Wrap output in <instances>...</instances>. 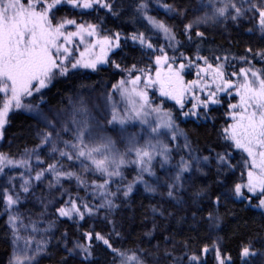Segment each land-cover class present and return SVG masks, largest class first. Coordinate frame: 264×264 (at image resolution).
Instances as JSON below:
<instances>
[{
  "label": "snow or ice",
  "instance_id": "1",
  "mask_svg": "<svg viewBox=\"0 0 264 264\" xmlns=\"http://www.w3.org/2000/svg\"><path fill=\"white\" fill-rule=\"evenodd\" d=\"M64 4L81 10V15L87 10H96V6L107 9L114 16L118 15L115 6L108 0H0V94H3L0 102V139L3 138V129L13 108L32 112L45 124V128L37 133L40 144L31 150L25 149V158L16 160L0 152V173H4L9 167L25 169V172L20 174L21 183L18 189L15 184L17 178L10 177L8 183L12 187H4L0 190V202L8 216L6 223L12 235L13 252L9 264H38L37 256L46 250V241H37L33 250L32 239H25L19 234L20 227L24 226L18 210L21 203L20 194L30 193L33 180L42 182L51 175L48 188L52 189L63 188V180L75 179L77 186L87 192L88 173L103 178V183H97L95 180L91 183L93 195L99 192L103 197L98 205L89 203L78 194L73 196L67 189L60 191L63 204L56 208V213L59 217L73 221H77V218L82 221L86 215L89 217L96 215L100 209H115L118 205L108 197L115 198L122 193L123 197L127 198L136 184H143L145 192L151 194L166 188V191L160 192L161 196L175 201L177 205L187 203L180 195L185 191V182L188 179L185 174L191 173L193 165L197 172H201L202 165L208 164L211 156L193 155L195 150L184 131L176 124L173 114L170 111H163L160 106H154L149 98L148 89L155 86H158L161 97L175 101L182 115L185 117L192 115L197 118H199L197 109L208 110L210 105L221 102L220 93L232 96V90H235L234 95L239 97V100L238 103L228 104L232 123L222 129V138L226 149L239 150L241 161L233 165L231 163L233 156L228 150L216 153L217 183L223 190L215 195L212 204L218 209L222 202L246 200L251 207L264 210V67L257 69L248 56L233 57L247 67H240L237 72L233 65V71L229 76L226 71L228 57L225 56L221 61V57L217 56L216 63H210L207 57L199 55L198 45L195 59L197 79L185 83L182 73L186 67L193 65L194 61L191 57H185L182 52L179 58L175 55L169 57L166 48H172L175 53L181 46L174 26L148 15V4L141 0L137 12L143 15L154 30L163 33L168 41L167 45L159 47L161 54L155 55V78L151 75L150 66L138 68L134 64L131 68L121 69L128 72L129 78L112 85L113 91L108 96L111 102L110 114L103 113L97 117L90 112L83 99L73 103L69 98L71 111L67 118L59 119L57 123L49 119L40 107L43 102L41 90L47 88L57 77H67L75 74L76 70L97 71L98 65L109 62V52L113 48L120 47V33H116L113 38L110 35H101L99 25L96 23L78 22L67 17L57 19L54 10H58V6ZM161 6L166 12L178 17L187 14L186 9L174 4L164 3ZM200 7L206 11L183 25V35L188 41H192V31L200 25H207L210 22L215 24L229 19L238 22L248 17V13L253 14L250 18L258 16L256 30L264 39V0H239V2L207 0L206 3L200 0ZM69 25L73 26L75 31H68ZM248 31L252 32L253 29L250 28ZM195 35L202 38L204 33L196 31ZM76 39L79 40V44L84 45L83 51H80L78 46L74 47ZM131 39L134 42L139 41L142 48L156 53L157 49L151 42L152 38L145 33H134ZM73 47L79 52L78 57L74 56ZM246 51L252 53L253 59L259 58L264 61V49L255 53L251 48ZM180 58L182 61L187 60V64L181 61L177 67V60ZM201 61L204 67L200 66ZM112 64L120 69V64L115 61H112ZM136 72L140 74L134 75ZM231 77H236V80ZM197 89L200 95L196 94ZM116 93L120 95L123 111H120L119 104L112 102ZM189 93L192 94V108L184 112L185 97ZM34 94L41 95L40 102L35 104L24 102L25 98L33 97ZM201 96H206V99H201ZM57 117H60V113H57ZM137 125H139L137 131H129L130 127L135 128ZM65 136L69 138L65 139ZM180 137L184 138L183 149L188 153L189 158L185 159L181 156L178 164L171 165L174 172H169L165 177L156 176L153 170L154 162L158 160L162 169L170 165L173 159L171 145ZM61 144L63 147H60ZM48 145L51 146L50 153H58L60 159L48 163L46 168L39 167L33 176L32 157L35 156L37 166H42L45 161L40 157V150ZM176 147L179 149V144H176ZM63 159L78 162L83 171L66 170V166L60 162ZM129 165H134L137 170L133 180L122 186L118 185L116 192L108 191L110 185L116 182L113 178H120L123 181L122 170ZM237 167H241L239 182H233L229 186L227 176L229 173H234ZM145 175L154 177L156 183H149ZM65 194L68 197L66 200H64ZM205 195H208L207 188H200L194 192L193 204ZM254 200L258 203H253ZM46 209L47 204H45ZM152 211L154 214L164 215L162 208L153 206ZM41 215L44 213L42 212ZM168 215L171 216L173 213L169 212ZM192 217L195 220L196 211H192ZM221 219L212 211L207 214V220L212 226L218 227ZM37 223L33 221L31 224L33 232L39 231ZM54 223L55 221L50 222L48 228L43 231H50ZM83 235L88 243L77 240L73 247L66 248L69 256L81 258L79 264H90L93 258V240L102 242L110 250L113 264H184L183 256L173 255L174 244L172 249L167 246L161 249L160 243L148 249H120L113 246L110 235L106 237L94 231H87ZM146 235L150 236L151 233ZM22 239L23 247L19 243ZM171 239L170 236H164L163 241L167 244ZM184 246L187 248V243ZM213 247L218 264H231V257L222 256L215 242ZM210 250L207 245L202 249L205 254ZM250 255L255 253L250 252V245H245L240 252L242 264H247L246 258ZM184 256H187L188 264H204L196 254L188 255L185 252Z\"/></svg>",
  "mask_w": 264,
  "mask_h": 264
},
{
  "label": "trees",
  "instance_id": "2",
  "mask_svg": "<svg viewBox=\"0 0 264 264\" xmlns=\"http://www.w3.org/2000/svg\"><path fill=\"white\" fill-rule=\"evenodd\" d=\"M140 2L141 0H111L118 15L114 16L111 12H107L108 16L105 18L102 15L95 16V20L92 18L91 22L99 23L100 20H103L104 28L112 30V33L115 34L120 33V47L112 54L111 60L105 67L99 68L97 71L76 70L75 74L56 78L47 88L42 90L43 102H41L40 107L49 119L58 123L59 119L67 118L71 111L69 98L73 103L83 99L90 112L97 117L103 113L110 114L111 102L108 96L112 93V85L118 83L122 79L123 73L126 72L121 71V69L131 68L134 64L138 68H148L145 65L149 66L150 61L144 60L147 58V50L140 46L139 41L134 42L131 39L134 33L146 32L140 17L141 14L137 12V6ZM204 2L206 3L207 0ZM165 3L174 4L187 10L186 16L174 20L176 26L174 29L177 39L181 41V46L175 53L173 49L168 48L171 49L167 52L169 57L175 55L179 58L181 52L185 57H196L197 46L199 45V55L207 57L209 62L216 59L217 56L221 59L227 56L228 60H232L233 57L248 56L257 69L264 67V61L259 58L253 59L252 53L246 51L251 48L252 52L255 53L264 49V39L256 30L258 16L250 18L253 17V14L248 13V17L238 22L229 19L221 20L215 24L210 22L207 25H200L193 29V39L188 41L187 37L183 35V25L195 16L202 15L206 9L200 7V0H166ZM148 9L150 10L149 6ZM89 15V13L85 14L88 17ZM250 28L253 29L252 32L248 31ZM196 31L203 32L204 36L202 38L196 37ZM152 39H156L153 41V45L159 49L158 37ZM112 61L120 64V69L116 68ZM181 61L182 58L177 60L179 63ZM178 65L176 64V66ZM190 71L196 70L190 67ZM40 101L41 95L35 94L27 102L35 104ZM224 108L225 104H220L219 107L209 106L203 118L199 120L185 117L182 112L178 114L174 111L171 112L176 124L184 131L195 150L193 155L211 156L210 162L202 165L201 172H197L195 165H193L191 173L185 174L188 179L185 182V191L180 195L187 202L186 204L177 205L175 201L169 200L166 196H161L160 192L166 191V188L151 194L145 192L143 184H136L127 198L123 197L122 193L115 198L108 197L118 205L115 209H100L96 215L91 217L86 215L82 221L59 219L49 246L53 252L38 256V264H79L81 258L69 256L66 248L73 247L77 240L88 243L83 235L87 231L100 232L106 237L110 235L113 246L120 249H148L157 243H160L161 249L166 246L172 249L174 244L173 255L183 256L184 264H188L187 256H184L185 252L188 255H198L204 264H216L212 256L214 242L221 250L222 256L231 257V264H242L240 252L245 245H250V248L255 250L256 259L253 264H264V251H262L264 248V210L251 207L246 200L243 202L239 200L222 202L218 209L212 204L215 195L223 190L222 186L217 183L216 153H223L228 150L232 153L231 163L233 165L241 161V156L237 152L225 148V141L222 138V129L226 124ZM57 113H60L59 118ZM117 127L119 126L117 125ZM43 128H45V124L34 113L24 109L13 111L8 116L3 129L4 135L0 140V152L8 154L9 158L12 159L25 158V149L31 150L40 144L37 133ZM138 129L139 126L130 127L129 131L134 132ZM64 138L69 137L65 136ZM184 142V138L180 137L176 143L171 145L173 159L170 165H166L162 169L158 160L154 162L153 170L156 176L165 177L169 172H174L171 165L178 164L181 156H184L185 159L189 158L188 153L183 149ZM176 144H179V149H177ZM50 147V145L43 147L40 150V156L45 157L46 160H51V162L59 160L58 153H50ZM60 147L63 145L61 144ZM60 162L66 167L74 165L70 170L81 169L83 171L78 162H70L66 159ZM122 171L123 181L120 178H113L116 182L110 185L108 191L116 192L118 185L127 184L137 174L134 165L126 166ZM240 175L241 173H236V170L234 173H229L227 184L230 186L233 182H239ZM221 178L223 177L221 176ZM86 179L88 184L93 180L97 183H103V178L92 173H88ZM145 179L149 183H156L154 177L145 175ZM4 187H6V176L1 173L0 190ZM75 188L74 196L78 194L93 205H98L103 200L99 192L93 195L91 185L87 192L84 188L78 187L77 182ZM200 188H207L208 195L193 204L192 194ZM253 203H258V201L254 200ZM153 206L162 208L164 215L154 214ZM3 209V204L0 202V264H9L12 249L9 232L3 225ZM192 211H196L195 220L192 217ZM209 211L222 218L218 227L212 226L211 222L207 220ZM169 212L173 215L169 216ZM181 217L185 219L181 220ZM149 232L151 235H146ZM164 236H170L172 239L165 244ZM185 243H187V248L184 246ZM205 245L211 249L206 254L202 252ZM90 264H113V255L102 242L93 240V258Z\"/></svg>",
  "mask_w": 264,
  "mask_h": 264
},
{
  "label": "rangeland",
  "instance_id": "3",
  "mask_svg": "<svg viewBox=\"0 0 264 264\" xmlns=\"http://www.w3.org/2000/svg\"><path fill=\"white\" fill-rule=\"evenodd\" d=\"M165 1L166 0H143V2L147 3L149 8H150V10L147 9V14L148 15L153 16V17H155V18H157L159 20L165 21L167 24L172 25V26H174L176 28L174 23L177 20L178 16H175L174 14L168 13V12H166L164 10V8L161 5L164 4ZM108 2L111 3V0H108ZM54 11H55V15H56L57 19H59L61 17H67L69 19H76L78 22H84V21L91 22L92 18L95 20L94 17L95 16H99V15H102L103 18L108 16L107 15L108 10L99 8V6H96V10H87L85 12V14L86 13L90 14L89 17L85 16V14L81 15V10L73 9L70 5H67V4L58 6V10H54ZM86 17H88V19H86ZM140 17L142 18L141 20L143 22V27H144V30L146 31L145 35L149 36L151 38L158 37V39H159V42L157 44L158 46L167 45L168 41L164 38L163 33H160L158 31L154 30L151 27V25H149L148 22L143 18V15H140ZM80 18H81V21H80ZM96 24L99 25V28H100V31H101V35H110L113 38L115 37V33H112V30L106 29V28L103 27V20H100L99 23H96ZM218 26L222 27L219 24H218ZM67 30L68 31H75V28L73 26L69 25V26H67ZM153 41H156V39H152V43H153ZM75 46H78L80 51H83V49H84V45L79 44V40L78 39H76L75 42H74V47ZM74 47H73V54H74V56L78 57L79 56V52H76L74 50ZM117 49L118 48H113V50L111 52H109V61L111 60L112 54ZM171 49L167 48L166 52H168ZM96 52L97 53L99 52L98 48L96 49ZM157 54H161V53H159V49H157L156 53H151L150 50H147V52H146V57L147 58L144 59V60H147L148 62L150 61L148 64H149V66L151 68V75L153 76V78H154V74L156 72L155 55H157ZM195 59H196V57L192 58V60L194 61L193 65L186 67L185 70H188V69L190 70V67L194 68L196 71H193V72L196 74L197 73V68L195 66ZM221 61H223V58L221 59ZM182 62L187 64V60H183ZM210 63L215 64L216 63V59L210 61ZM107 64L108 63L98 65V69L102 68V67H105ZM177 64H179V62H177ZM233 65L235 66V71H237V72L239 71L240 67H247V65L241 64L239 62V59L238 60H233V59L232 60H228V66H227L226 71H227L229 76L231 75V72L233 71ZM145 66L149 67L147 65H145ZM200 66H202V67L205 66L202 61L200 62ZM79 70L92 71L91 69H79ZM139 74L140 73H138V72L134 73V75H139ZM201 75H203V74H201ZM121 78L124 79V80H127L129 78L128 72H124L123 76ZM231 78L234 81L236 80V77H231ZM129 87H130V85H129ZM141 87H143L142 84H141ZM213 90H214V87H213ZM112 91H113V89H112ZM234 91L235 90L233 89L232 90V92H233L232 96H229L226 93H220L219 95L221 97V102L219 104L210 105V106H214V107H219L220 104H225L224 117L226 119V121H225L226 124H225L224 127H226L227 124L232 123V120L230 119V116H229L228 104L229 103H238V100H239V97H236L234 95ZM148 93H149V98L153 101L154 106H160L163 111H170V112L174 111V113H177V114L181 112V109L179 108L178 105L175 104V101L169 100L168 98L161 97L159 95L158 86L149 88L148 89ZM196 94L200 95L199 89L196 90ZM0 95H1L0 102H2L3 94H0ZM191 95L192 94L189 93L185 97L186 100H185V108L183 109L184 112H188L189 109L192 108L193 101L191 99ZM29 98L30 97L25 98L24 102L28 103L27 101H28ZM120 99L121 98H120L119 93H116L114 95V97H113V101L112 102H115V103L119 104L120 111H123V104H120ZM201 99H206V96H201ZM13 111H17V109L13 108L9 112V115ZM197 111L199 112V118H197L196 116H192V115H189L188 117H191V118L196 119V120H199V119L203 118L206 110L200 108V109H197ZM7 119H8V117H7ZM137 126H139V125H137ZM233 152H237L241 156V153L239 152V150L233 149ZM40 157H41L42 160L45 161V163L42 166H37L36 165L35 156L32 157V164H33L32 175L33 176L35 175V171L39 170V167L46 168L48 163H52L51 160H46V158L43 157V156H40ZM21 159H23V158H21ZM16 160H20V159H16ZM66 170H70V168L66 167ZM73 171L82 172L81 169H78V170L73 169ZM23 172H25V169H23V168H11V167L6 168L5 171H4V174L6 176V187L11 188L12 185L8 183V180H9L10 177H16L17 179L15 181V184H16V188L18 189L19 188V184L21 183L19 177H20V174L23 173ZM236 173H238V174L241 173V167H237L236 168ZM244 175H245V179H246V171H245ZM25 178H27V177H25ZM50 180H51V175H48L42 182H36L35 180H33L32 181L33 187L31 189L30 193H28V194L21 193L20 194L21 195V203L18 206L19 213H20L21 218L23 220V225L27 226V227L21 226L20 230H19V234L25 239H27V238H31L32 239L33 243L31 245V247H32L33 250L36 247V242L37 241H46L47 242L46 250L43 253H40L38 256H41V255H44V254H48L49 252L52 251V248H50L49 246L51 245V237L54 234V230L56 229V223L58 222V220L59 219H66V220L71 221L68 218L59 217L58 214L56 213V208L60 207L63 204V200L60 199V191H63L64 189H67L74 196L75 195L74 193H75V190H76V188H75L76 180L75 179H73L71 181L63 180L62 181L63 188L57 187V188H52V189L48 188V184H49ZM91 183L88 184V185L90 186ZM67 198H68L67 194H65L64 200H66ZM45 204H47V209L46 210H45ZM42 212L44 213V215H41ZM7 219H8V216H7L6 212H5V210L3 209V217H2L3 225L7 228L8 232H9L10 243H11L12 235H11V230L9 229V227H8V225L6 223ZM77 219L79 220V218H77ZM33 221H37L38 222L37 223V227H38L39 231H37V232H33L32 231L31 224H32ZM52 221H55V223L52 225L51 230L48 231V232H44L43 229L48 228L49 223L52 222ZM19 243H20V246L23 247V239ZM216 247H218V246H216ZM213 248H214L213 255H212L213 258H214L213 260H214V262H216V264H218V261L216 260L215 247H213ZM11 249H12V252H13L12 243H11ZM262 251H264V248L262 249ZM250 252L255 253V250L250 248ZM255 259H256L255 255H250L249 257L246 258L247 264H253Z\"/></svg>",
  "mask_w": 264,
  "mask_h": 264
},
{
  "label": "flooded vegetation",
  "instance_id": "4",
  "mask_svg": "<svg viewBox=\"0 0 264 264\" xmlns=\"http://www.w3.org/2000/svg\"><path fill=\"white\" fill-rule=\"evenodd\" d=\"M179 66V65H178ZM177 66V67H178ZM166 70V69H165ZM183 78H184V82L187 83L188 81H191V80H195L197 79V75L193 72V71H190V70H185L183 73ZM186 100V98H185Z\"/></svg>",
  "mask_w": 264,
  "mask_h": 264
},
{
  "label": "water",
  "instance_id": "5",
  "mask_svg": "<svg viewBox=\"0 0 264 264\" xmlns=\"http://www.w3.org/2000/svg\"><path fill=\"white\" fill-rule=\"evenodd\" d=\"M155 74H156V72H155ZM155 74H154V78H155Z\"/></svg>",
  "mask_w": 264,
  "mask_h": 264
}]
</instances>
